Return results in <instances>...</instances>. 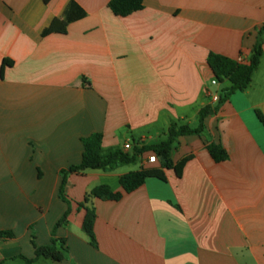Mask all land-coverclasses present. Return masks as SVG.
I'll use <instances>...</instances> for the list:
<instances>
[{
    "label": "crops",
    "instance_id": "0c3cea01",
    "mask_svg": "<svg viewBox=\"0 0 264 264\" xmlns=\"http://www.w3.org/2000/svg\"><path fill=\"white\" fill-rule=\"evenodd\" d=\"M111 1L0 0V232L14 234L0 238V264H28L51 245L69 209L61 172L81 164L83 139L101 134L105 150L151 147L173 124L198 128L207 108L203 133L173 144L172 164L188 160L181 175L160 158L148 164V154L137 171L157 167L166 181L130 194L120 184L125 166L71 174V214L54 236L67 259L51 263L264 264V36L251 85L222 104L209 92L229 82L214 88L208 62L216 54L250 63L264 0H145L125 18ZM71 3L86 17L43 37ZM4 60L13 65L1 77ZM212 145L228 159L216 162ZM101 185L123 198L86 204L97 215L95 247L79 205Z\"/></svg>",
    "mask_w": 264,
    "mask_h": 264
},
{
    "label": "trees",
    "instance_id": "16d2710c",
    "mask_svg": "<svg viewBox=\"0 0 264 264\" xmlns=\"http://www.w3.org/2000/svg\"><path fill=\"white\" fill-rule=\"evenodd\" d=\"M49 0H46L48 2ZM145 0H112L109 3V9L116 17H128L137 13L144 8ZM86 17V13L75 3H71L65 12L63 18L55 19L51 26L43 32V37L51 34H66L69 25L73 22L81 20ZM264 36V27L260 31L259 40L253 50V55L248 65L241 64L238 61L229 58L211 54L208 58L209 65L215 74V78L223 83L229 82V87L224 89L220 94L219 104L227 101L232 95L237 92H243L249 88L252 83L253 75L257 70L262 55V44ZM13 63L9 60H4L1 67V77L4 75V69L7 66H12ZM212 110L207 108L200 113V125L196 129H191L187 126L171 125L168 132V139L158 145L151 147H144L138 149L137 147L132 153H127L120 148H113L105 150L103 148V136L101 134H94L82 140L84 145V154L81 164L72 166L66 171H62V185L60 188V198L71 205L65 194V188L70 174H80L88 170L113 171L120 166H128L137 162V159L145 154L156 155L164 161L165 168L174 169L178 175H181L182 170L188 160H184L178 165L174 166L171 161V154L173 144L179 137L188 135H199L204 131V122L211 114ZM258 117L264 122V118L260 113ZM212 158L216 162H223L228 159L227 152L220 146L212 145L208 148ZM159 179L166 181L165 174L162 169L154 166L144 167L140 171L131 172L123 176L120 184L125 193L130 194L140 187H142L148 179ZM123 198L122 193H115L109 186L101 185L94 188L85 199L83 204L79 205L80 209L85 210L86 215L83 222V230L91 239V244L96 247V238L94 234V226L96 221V211L94 208L86 207V204L91 199H99L103 201H120ZM71 214V206L63 218L56 224L53 230L52 243L45 247H36V257L32 260H26L28 264H34L40 259H48L54 262H65L67 259L66 242L65 240H58L54 238L56 231L67 225L69 216ZM1 239H13V232H0ZM33 244L35 245L34 238ZM36 246V245H35Z\"/></svg>",
    "mask_w": 264,
    "mask_h": 264
},
{
    "label": "built area",
    "instance_id": "2783aa9c",
    "mask_svg": "<svg viewBox=\"0 0 264 264\" xmlns=\"http://www.w3.org/2000/svg\"><path fill=\"white\" fill-rule=\"evenodd\" d=\"M239 63L241 64H245V60L243 58H239L237 60ZM212 86L216 89H218L220 87V82L215 78L213 81H212ZM220 91H215V92H209V98H210V101L213 103V104H217L219 103L220 101ZM133 144L131 142H128L125 144L123 150L127 153H130L131 151H133ZM158 162V157L154 154H152L151 156L148 157L147 159V163L148 164H156Z\"/></svg>",
    "mask_w": 264,
    "mask_h": 264
},
{
    "label": "rangeland",
    "instance_id": "374dc122",
    "mask_svg": "<svg viewBox=\"0 0 264 264\" xmlns=\"http://www.w3.org/2000/svg\"><path fill=\"white\" fill-rule=\"evenodd\" d=\"M131 152H132V151H131ZM147 156H149V154H148ZM160 163L163 164L164 161L161 159V160H160ZM140 164H141L140 161H138L137 164H135V165H131V166H125V167H122L121 170H122L123 172H125V173L134 172V171H137V170L140 169ZM67 170H68V169H67ZM65 171H66V170H65ZM70 175H71V174H70ZM70 175H69V176H70ZM61 177H62V174H61ZM61 185H62V184H61ZM59 196H60V192H59ZM62 201H63V200H62ZM63 202H64V201H63ZM65 203H66V202H65ZM70 203H71V202H70ZM66 204H67V203H66ZM67 205H68V204H67ZM71 205H72V204H71ZM71 205H70V206H71ZM68 206H69V205H68ZM70 206H69V207H70ZM68 210H69V209H68ZM79 210H80V208H79ZM66 213H67V212H66ZM66 213H65V214H66ZM61 219H62V218H61ZM43 260H46L47 264H52L51 262H53L52 260H48V259H43Z\"/></svg>",
    "mask_w": 264,
    "mask_h": 264
}]
</instances>
